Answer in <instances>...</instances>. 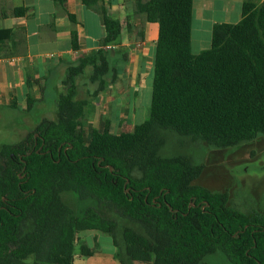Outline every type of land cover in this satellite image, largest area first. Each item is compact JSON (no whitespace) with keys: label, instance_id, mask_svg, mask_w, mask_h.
I'll list each match as a JSON object with an SVG mask.
<instances>
[{"label":"trees","instance_id":"16d2710c","mask_svg":"<svg viewBox=\"0 0 264 264\" xmlns=\"http://www.w3.org/2000/svg\"><path fill=\"white\" fill-rule=\"evenodd\" d=\"M81 1L101 15L99 48L66 69L55 120L0 147V264H73L76 244L82 256L93 252L80 243L87 231L108 234L121 264H205L216 253L230 264H264V212H242L228 192L194 184L203 166L188 155H160L169 132L219 150L264 136V0L244 1L236 23L215 24L198 54L193 0H134L123 23L101 0ZM136 19L158 25L148 116L129 133H113L107 118L85 132L90 99L78 98L77 79L89 69L91 99L114 83L129 51L107 47L124 28L138 29ZM12 33L1 28L0 45ZM71 44L77 50L75 30ZM64 192L83 209L67 206Z\"/></svg>","mask_w":264,"mask_h":264},{"label":"crops","instance_id":"0c3cea01","mask_svg":"<svg viewBox=\"0 0 264 264\" xmlns=\"http://www.w3.org/2000/svg\"><path fill=\"white\" fill-rule=\"evenodd\" d=\"M14 1L12 4V0H0V29H11L13 32L11 39L0 45V111L12 109L28 112L33 108L40 111L46 108L47 93L48 98L56 103L57 97L63 92L62 81L66 69L76 64L82 54L99 48L105 29L99 12L87 8L81 0H65L64 5L51 0ZM244 1L193 0V54L210 47L211 32L215 24L236 23L241 19ZM133 2L134 0H101L112 17L122 23L132 13ZM21 6L27 12L21 17H14L13 10ZM69 13L74 16L75 24L71 22ZM134 21L138 29L141 28L142 37L137 35L138 29L131 34H123L126 31L124 28L119 44L107 47L111 51L119 46L124 47L129 51V57L125 62L116 63L117 76L114 83L95 98H88L90 105L85 132L92 128H102V120L106 117L117 123L115 127L119 133H129L133 129L124 122L126 118H112L113 112L115 109L128 111L125 102L127 96H137L153 76L155 42L158 36L156 23L141 24L139 19ZM74 30L77 33V50H73L71 44V32ZM81 79L89 81V69L77 81ZM94 89L86 90L88 97ZM28 100L31 104L29 110ZM106 101L111 103V111L103 104ZM97 112L103 119H100L98 125H94L92 118ZM111 124L110 121L111 131L118 133L113 131ZM79 239L80 243H84L93 252L89 256L75 253L73 264H121L108 234L87 231L81 233Z\"/></svg>","mask_w":264,"mask_h":264},{"label":"rangeland","instance_id":"374dc122","mask_svg":"<svg viewBox=\"0 0 264 264\" xmlns=\"http://www.w3.org/2000/svg\"><path fill=\"white\" fill-rule=\"evenodd\" d=\"M4 3L6 5V2ZM14 3L15 1L12 0V4ZM122 33L125 34L126 31ZM83 80L77 81L78 98H90L86 90L91 91L95 85ZM151 83L152 77L137 96L129 94L125 101L129 110L115 109L112 118L116 120L126 118L124 122L132 128L141 124L148 116ZM62 91L64 93L63 86ZM48 94L45 102L46 108L43 110L33 108L28 112L12 109L0 111V147L21 141L43 117L55 120L56 103L48 98ZM103 104L108 111H111V103L106 101ZM98 114L97 112L92 118L94 125H98L100 119H103ZM109 120L113 124H111L113 131L119 133L115 127L117 123L112 119ZM179 154L188 155L195 164L203 166L202 174L194 181V184L207 188L211 192H228L230 205L242 212H264V136L249 143L219 150L201 141L180 137L171 132L167 133L166 144L160 151V155L169 157ZM61 198L75 212L83 209L82 203L73 192H64ZM79 250L80 244H76L75 253H79ZM204 262L205 264H230L222 253L210 255Z\"/></svg>","mask_w":264,"mask_h":264},{"label":"water","instance_id":"95a60500","mask_svg":"<svg viewBox=\"0 0 264 264\" xmlns=\"http://www.w3.org/2000/svg\"><path fill=\"white\" fill-rule=\"evenodd\" d=\"M35 138H36V136H35Z\"/></svg>","mask_w":264,"mask_h":264}]
</instances>
